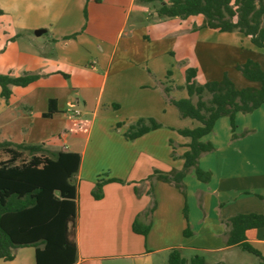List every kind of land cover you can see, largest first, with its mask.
<instances>
[{
  "label": "crops",
  "instance_id": "crops-1",
  "mask_svg": "<svg viewBox=\"0 0 264 264\" xmlns=\"http://www.w3.org/2000/svg\"><path fill=\"white\" fill-rule=\"evenodd\" d=\"M63 1L58 3L62 5ZM108 1L106 13H100L103 22L88 13L84 30L80 19L73 29L66 22L59 23L63 12L58 15L55 27L34 25L43 30L35 35H49L51 45L47 42L41 50L21 51L18 73L11 68L5 73L28 72L39 77L24 87L11 85L7 103L0 97V104L43 117L49 108V99H55L51 118L59 113L70 119L69 113L75 112L77 127L84 121L89 122L81 146L60 147L80 154L78 171L71 179L76 189L74 264H105L103 261L112 260L119 264H164L172 248H178L181 255L199 249L225 254L232 247L225 244L228 230L225 220L235 213L264 212L258 197L264 196V105L250 113L236 114L235 132L247 130L244 137L232 139L229 119L223 116L201 138L214 145L213 151L203 153L198 159V166L209 171L211 178L208 182L199 181L193 169L184 176L187 221L183 217L185 198L179 190L147 177L156 170L169 172L182 168L180 156L187 149L185 144L189 139L176 129L197 125L193 119L181 118L170 102L172 98L187 96L186 90L180 87L184 84L185 68L198 69V83L219 80L226 71L237 88L256 85L235 70L234 64L251 58L264 70L261 54L264 51L240 32L197 28L201 15L184 20L162 18L149 12L146 5L153 7V1ZM75 3L79 7L90 6L92 0ZM98 3L106 4L105 0ZM107 17L117 22L115 39L105 47L99 43L91 46L88 38L101 39ZM193 18L195 29L187 27ZM73 32L74 38L67 37ZM248 49H253L252 53L248 54ZM188 51L192 52L195 65L189 64ZM2 55L4 59L9 58L7 47L0 50ZM15 100L19 105L12 104ZM81 114L85 118L79 119ZM140 118H153L161 126L135 139L125 138V131ZM65 131L60 129L59 134L65 136ZM251 133H260L263 137L251 138ZM91 141L93 148L89 149ZM42 145L47 148L45 143ZM105 170L108 171L106 178L121 181L106 182L102 196L95 199L91 191ZM153 204L149 216L140 217L149 223L147 234L134 232L135 218ZM187 224L190 235L183 233ZM203 237L220 244L216 247L194 245ZM246 237L253 245H264V227L247 230ZM260 252L264 255V251ZM0 264H35V249L18 247L14 249L13 259L0 258Z\"/></svg>",
  "mask_w": 264,
  "mask_h": 264
},
{
  "label": "trees",
  "instance_id": "trees-1",
  "mask_svg": "<svg viewBox=\"0 0 264 264\" xmlns=\"http://www.w3.org/2000/svg\"><path fill=\"white\" fill-rule=\"evenodd\" d=\"M156 14L181 20L201 15L202 21L197 28L240 32L254 46L264 51V0H166L158 7ZM67 37H73V34ZM234 69L256 85L237 88L226 71L219 80L198 83V69L189 66L184 70V84L180 86L186 90L187 96L170 99L181 118L193 119L197 125L176 129L180 135L189 139L185 144L187 149L180 156L183 159L182 168L169 172L156 170L147 178L161 180L179 190L185 198L183 217L186 221L184 176L193 169L199 181L208 182L211 178L209 171L198 166V159L203 153L213 151L214 145L201 138L211 132L216 120L223 116L229 119L231 138L243 136L247 130L239 134L235 132L236 114L250 113L264 105V70L259 63L247 58L235 63ZM38 77V74L28 72L20 75L0 73V97L7 103L12 93L11 85L24 87ZM168 91L165 87V92ZM193 97L196 99L193 100ZM54 104L55 99H49V108L43 117H51L55 111ZM160 126L153 118H140L129 126L124 136L132 140ZM0 150L9 155L5 160H0V258L11 260L14 249L33 246L35 264H74L76 189L71 179L78 171L80 154L63 147L52 151L42 144L10 140H0ZM23 151L29 154L28 159L21 158ZM110 181L121 180L99 175L91 191L92 196L99 199L103 185ZM258 197L264 202V196ZM153 208L154 204L135 218L132 224L134 232L144 236L147 234L149 223L140 217L142 214L144 217L149 216ZM225 224L228 227L225 244L238 246L256 255L259 258L258 264H264V255L246 237L247 230L264 227V213H235L225 220ZM183 233L191 234L189 224ZM167 260L169 264L187 263L178 248L170 250ZM189 264H205V261L202 256L195 255Z\"/></svg>",
  "mask_w": 264,
  "mask_h": 264
},
{
  "label": "rangeland",
  "instance_id": "rangeland-1",
  "mask_svg": "<svg viewBox=\"0 0 264 264\" xmlns=\"http://www.w3.org/2000/svg\"><path fill=\"white\" fill-rule=\"evenodd\" d=\"M59 0H0V50L4 47H7L8 59H4V56H0V73H5L6 69L11 68L15 73H18V60L20 52H30L31 49L41 48L48 41V36L45 33L40 35H35L34 25L46 24L49 27H55L58 15L62 14L60 17V22H66V26H70L69 29H73L77 26L80 20H83V25L81 26L84 30L87 24V14L93 13L96 17V20L103 22L101 19V12L106 13L105 7L110 5L108 0H105L106 4H99L98 2L92 0V4H83V7L77 6L75 3L76 0H64L62 5L58 3ZM139 2V0H135ZM166 0H155L153 1V7L151 4L146 6L149 7V12L154 13L156 16V10L158 7L165 3ZM140 9V5H137ZM152 7V8H151ZM105 10V11H104ZM159 17V16H158ZM165 18V17H162ZM80 19V20H79ZM78 21V22H77ZM105 21V33L101 35V39L88 38V43H91L93 46L96 43L100 44V47H105L110 44L115 39V28L117 22L107 17ZM58 23V24H59ZM189 25L187 27L196 28V21L193 18L192 21H188ZM73 38L76 36V33L73 32ZM89 46V45H87ZM254 48V47H252ZM41 50V49H40ZM253 49L246 50V52L252 53ZM261 54L264 53L261 51ZM188 58L191 60L189 64L195 65L193 54L191 51L187 52ZM151 73L152 70H149ZM22 74V73H20ZM19 74V75H20ZM238 76L241 75L236 72ZM242 78V77H241ZM16 99L19 98L17 92ZM205 97H208V94H205ZM194 100L196 99L193 97ZM1 100V99H0ZM14 106L19 105V101L15 100L12 103ZM35 113V112H34ZM29 113L27 111H22L21 108L15 107H4V104H0V140H11L14 142L21 141L26 144H42L45 143L47 149L56 151L62 145L72 147H79L83 144L84 136L87 133L89 122L84 121L78 127L77 117L75 112H70L72 116L70 119H67V116L64 114H53V117H41L37 114ZM75 116V117H73ZM85 118L83 114L79 119ZM79 121V120H78ZM60 129H65L66 135L63 136L59 134ZM251 133V138H260V133ZM94 135V134H93ZM92 135V138H93ZM243 135L242 137H244ZM73 143H77L78 146H71ZM93 148V141H91L89 149ZM8 154L0 150V160H5L8 158ZM22 159H28L29 154L26 151L22 152ZM110 165V164H104ZM107 170L100 173L101 177H106ZM263 205L264 202L259 199ZM264 211V210H263ZM264 213V212H262ZM219 241H209L204 237L200 239L199 242L195 241L194 245H202L204 247H216L219 245ZM253 245V244H252ZM255 245V246H254ZM259 251H264V245L254 244ZM195 255L202 256L204 258L205 264H258V257L243 251L238 246H232L226 253L223 252H213L203 249H199L193 252L185 251L182 254L187 261L186 264H189V260ZM225 255V256H224ZM166 256L164 258L165 263L169 264ZM105 264H119L118 261H103ZM127 264V262H124Z\"/></svg>",
  "mask_w": 264,
  "mask_h": 264
},
{
  "label": "water",
  "instance_id": "water-1",
  "mask_svg": "<svg viewBox=\"0 0 264 264\" xmlns=\"http://www.w3.org/2000/svg\"><path fill=\"white\" fill-rule=\"evenodd\" d=\"M43 30L42 29H37V30H35V34H39V33H41Z\"/></svg>",
  "mask_w": 264,
  "mask_h": 264
}]
</instances>
